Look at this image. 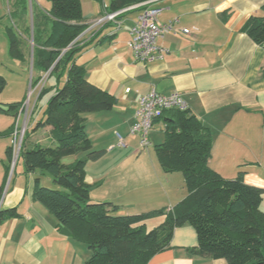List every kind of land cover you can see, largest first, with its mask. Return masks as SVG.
I'll return each mask as SVG.
<instances>
[{"label":"crops","instance_id":"0c3cea01","mask_svg":"<svg viewBox=\"0 0 264 264\" xmlns=\"http://www.w3.org/2000/svg\"><path fill=\"white\" fill-rule=\"evenodd\" d=\"M145 2L160 11L157 21L161 25L172 23V31L157 40V46L166 51L160 60L136 63L127 48L130 29L143 8L122 13L116 19L119 27L108 22L90 33L84 31L81 38L88 46L76 63L85 68L88 83L116 100L111 111L84 116L92 149L103 152L84 169L90 200L111 203L121 215H131L170 209L186 196L180 173L121 171L134 157L136 162L142 161L144 153L158 164L152 149L158 145L154 132L150 131L146 147H140L138 136L130 133L140 97L151 91L163 96L178 92L186 108L209 130L208 167L223 179L239 175L244 184L260 189L264 214V46L241 31L248 18L261 15L264 0ZM80 3L86 26L109 13L110 0ZM45 5L36 7L49 9L50 5ZM25 47L24 41L23 54ZM10 103L20 102L10 100L3 105ZM164 118L152 129L161 124L160 132L164 130ZM36 119L30 121L27 131H32ZM48 132L45 127L29 134L32 137L28 135L24 149L45 146L42 143L48 142ZM151 149L155 159L150 158ZM6 174L0 171V212L15 210L16 215L0 219V264H84L90 257L87 247L60 235L54 218L33 200L38 176L13 171L3 193ZM45 176L39 178L47 187L51 181ZM196 244L193 228L184 225L174 230L170 247L148 264H227L223 259L191 253L189 249Z\"/></svg>","mask_w":264,"mask_h":264},{"label":"trees","instance_id":"16d2710c","mask_svg":"<svg viewBox=\"0 0 264 264\" xmlns=\"http://www.w3.org/2000/svg\"><path fill=\"white\" fill-rule=\"evenodd\" d=\"M44 1L49 3V9H38L30 3V27L27 1L16 0L10 18L15 21L18 35L8 28L7 38L10 56L23 63L25 37L31 38V88L44 75H47L45 81L56 78V86L51 87L54 88L52 96L44 110L40 109L32 131H24L18 157L26 174L38 176L34 180L33 200L54 218L58 233L87 247L90 257L84 264H148L153 256L170 247L175 229L188 225L197 239L196 246L189 249L191 253L223 259L227 264H264L262 192L244 184L239 175L226 180L208 167L209 130L187 108L162 114L158 120L165 115L164 140L154 147L162 171L182 175L187 194L181 201L170 209L114 216L117 206L90 200L84 169L103 152L92 149L84 116L111 111L116 100L88 83L85 68L76 63L88 46L81 39L76 41L87 28L80 0ZM145 1L110 0L108 12H118ZM260 13L248 18L241 31L255 44L264 46V5ZM64 73L65 81L60 87ZM5 85V79L0 76V92ZM45 91L43 84L35 102ZM21 109V102L10 103L0 106V113L16 119ZM45 127L49 129L47 145L24 149L26 136ZM13 132L11 127L5 135ZM80 154L84 156L69 164L62 163ZM5 156L7 173L12 146L6 148ZM45 175L55 188L40 183L39 177ZM6 215L13 217L16 212H0V219ZM154 216L164 217L163 222L148 230L146 220Z\"/></svg>","mask_w":264,"mask_h":264},{"label":"rangeland","instance_id":"374dc122","mask_svg":"<svg viewBox=\"0 0 264 264\" xmlns=\"http://www.w3.org/2000/svg\"><path fill=\"white\" fill-rule=\"evenodd\" d=\"M16 0H0V76L5 79L6 85L3 88V90L0 92V106H3V104L7 101L13 100V102H21L22 106H24L27 102L29 103V110L27 118L25 119V130H27V126L30 125L31 121V114L30 111L32 110V107L34 106V103L36 106V110L32 114V119L37 118L39 115L38 113L41 110H44L45 105L49 98L52 96V90L54 88H51L53 86H56V78H50L49 80L45 81L43 83L45 85L46 91L43 93L41 98L36 101V98L38 96V93L40 91L41 85H37L35 88H31V78H32V72L30 70L31 63L29 60L31 57V49H32V42L31 38L25 37L26 47L24 49L25 54V63L13 59L9 54V41L7 38V29H12L15 35L17 36V26L15 24V21L10 18V13L13 10V4ZM27 6H28V19L30 21L31 19V10H30V3L34 6L39 5L46 6L47 4L49 6V3L44 0H26ZM28 42V43H27ZM29 61V63H28ZM64 77L60 78L59 86L61 87L64 84L65 81V73L63 75ZM42 88V87H41ZM23 124V115L19 117V119H13L12 117L0 113V171H6L4 164H6V156H5V149L7 146L13 145L14 136L13 134L5 135V132L9 130V128L17 125L18 129L22 128ZM29 127V126H28ZM161 124H155L153 129L151 131L154 132L155 137L157 138V141H155V144H159L158 142L160 139L164 140V133L163 130L160 132ZM28 136V135H27ZM25 138L23 147L28 145V138ZM30 136V135H29ZM23 137V136H22ZM32 136H30L31 138ZM42 136H40L41 138ZM23 139V138H22ZM22 142V141H21ZM154 142V141H153ZM163 142V141H162ZM48 142L42 143L47 145ZM154 146H152V149ZM151 149V157L153 158V152ZM94 150V149H93ZM145 154V155H144ZM143 154L142 161L136 162L137 158L134 157V159L128 160L121 171H162L161 168H159V164H157L156 160L149 159L148 155L146 153ZM84 155L81 154L79 158H82ZM75 157L68 158L62 161V163L69 164L73 162ZM154 161V162H153ZM12 162V161H11ZM136 162V163H135ZM154 163V165H153ZM15 166H12V163L10 164L9 172L6 174L5 178V184L3 187V193L5 191V188L8 186L10 182V178L12 176L13 171H24L23 163L20 157L17 158ZM155 167V168H154ZM116 171V170H115ZM46 179H50L49 176ZM175 184V182L173 183ZM48 188H55L54 184L51 182H48L46 185ZM176 186V185H174ZM183 191L186 192L185 185H182ZM169 189V186L168 188ZM180 189V188H179ZM124 211V210H123ZM122 213L115 212L113 215L118 216ZM125 215H129L130 213H124ZM160 216H154L153 218L146 220L147 229L151 230L156 227H158L162 222L163 219L160 221ZM159 220V221H158Z\"/></svg>","mask_w":264,"mask_h":264},{"label":"built area","instance_id":"2783aa9c","mask_svg":"<svg viewBox=\"0 0 264 264\" xmlns=\"http://www.w3.org/2000/svg\"><path fill=\"white\" fill-rule=\"evenodd\" d=\"M148 6L149 2H144L118 12L108 13L102 18L89 22L87 28L85 29V33H90L91 31L105 25V23L108 22H114L116 23V27H119L118 22H116L118 16L130 9L143 8V10L136 17L135 21L133 22V26L130 29V39L127 42V48L132 53L133 59L136 63H154L160 60L166 52L164 49L157 46V40L160 39L164 34L172 31V23L161 25L157 21V16L159 15L160 11L155 8H149ZM182 33L188 34V30H183ZM83 35L84 33L81 34V36L76 41L80 40ZM46 76L47 75H44L41 79V82L39 83L41 87L46 80ZM185 109L186 105L178 92L163 96L151 91L147 95L140 97L138 107L135 111V121L131 126L130 133L132 135L138 136L140 147H146L148 145V135L154 122L160 119L165 111H184ZM28 110L29 103L27 102L24 106H22L21 112L17 117L18 120L19 117L23 115V127L25 124V119L28 115ZM23 127L18 129L16 125L14 128L11 162L13 167L15 166L14 164L19 156L21 141L23 138L22 136L25 131V128ZM119 145H123L121 139L119 140Z\"/></svg>","mask_w":264,"mask_h":264}]
</instances>
